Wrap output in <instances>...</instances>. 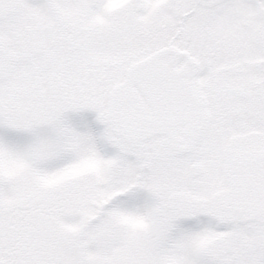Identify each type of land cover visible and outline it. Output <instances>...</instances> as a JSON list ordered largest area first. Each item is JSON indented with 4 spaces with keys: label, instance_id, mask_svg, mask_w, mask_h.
<instances>
[{
    "label": "snow or ice",
    "instance_id": "obj_1",
    "mask_svg": "<svg viewBox=\"0 0 264 264\" xmlns=\"http://www.w3.org/2000/svg\"><path fill=\"white\" fill-rule=\"evenodd\" d=\"M0 264H264V0H0Z\"/></svg>",
    "mask_w": 264,
    "mask_h": 264
}]
</instances>
